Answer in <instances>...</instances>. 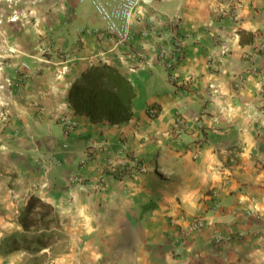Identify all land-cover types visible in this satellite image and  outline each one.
I'll list each match as a JSON object with an SVG mask.
<instances>
[{"label":"crops","instance_id":"1","mask_svg":"<svg viewBox=\"0 0 264 264\" xmlns=\"http://www.w3.org/2000/svg\"><path fill=\"white\" fill-rule=\"evenodd\" d=\"M14 13L24 16L12 21ZM138 14L132 39L116 47L96 32L104 24L91 1L0 0V31L8 35L1 72L19 82L3 91L0 106V241L23 231L33 194L54 207L50 229L72 240L40 252L43 261L25 250L0 252V264L256 260L251 238L264 230V0H154ZM179 37L184 53L172 82L161 51ZM42 45L68 60L41 56ZM102 62L134 85L129 121L93 122L69 102L73 83ZM66 117L79 122L71 135ZM111 155L147 170L120 176L105 167ZM196 218L205 225L192 228Z\"/></svg>","mask_w":264,"mask_h":264},{"label":"trees","instance_id":"2","mask_svg":"<svg viewBox=\"0 0 264 264\" xmlns=\"http://www.w3.org/2000/svg\"><path fill=\"white\" fill-rule=\"evenodd\" d=\"M135 97L131 80L117 66L106 62L86 68L71 86L68 96L76 114L88 116L93 122L110 124L124 123L132 118ZM54 220V207L39 196L31 195L20 217L23 231L6 235L0 241V252L7 255L25 250L39 256L43 250L52 249L60 239L56 230L50 229Z\"/></svg>","mask_w":264,"mask_h":264},{"label":"built area","instance_id":"3","mask_svg":"<svg viewBox=\"0 0 264 264\" xmlns=\"http://www.w3.org/2000/svg\"><path fill=\"white\" fill-rule=\"evenodd\" d=\"M12 2L13 0H7ZM80 2L85 1H91L94 5L95 11L101 21L104 24V29L99 30L97 29L96 32H99L100 34L105 35L109 40L113 41L115 43L116 47H123L126 44L130 42V40L133 37V27L135 25L136 20H140L141 17L138 14V10L140 6L142 5H152L154 0H79ZM40 2V0H31L32 4H37ZM234 8H224L219 7L217 8V12L220 13H233ZM30 14H33V11H29ZM139 15V16H138ZM18 16L14 15L11 17L12 21L18 20ZM0 23H2V20L0 19ZM183 40L182 37L177 38L173 41L170 48H163L161 51L162 59L164 64L167 66L168 69H170V80L172 82L177 81V77L172 73L176 65L181 61L184 53L183 48ZM49 48H45L46 52H48ZM54 50V49H51ZM51 50H49L51 52ZM227 53V46L223 45L221 54L225 55ZM57 57H65L67 54L63 50H55V53L53 54ZM68 60V55L65 59H63V62H66ZM216 60L215 57H211L210 61L213 63V61ZM61 61V60H60ZM3 70V65L0 62V106H6V101L3 100V91L5 89H8L9 87H12L13 85L19 84L18 81L12 80L9 77H6L1 72ZM264 92V88H263ZM148 113L151 117H155L158 115L159 110L157 107L150 106L148 108ZM63 122L65 125V134L71 135L75 133L78 129L79 122L77 119L73 118H63ZM94 149L96 147L92 146L86 149L85 155L86 157L91 156ZM41 159L42 164L45 161V158L43 155L39 157ZM51 167V162H49L48 165H45V171L48 172ZM105 167L109 168L111 172H116L118 175H123L124 173L128 171L133 172H144L147 170L146 165L143 164L141 161H131L128 162V160H122L118 159L117 156L111 155L107 158H105ZM70 182L76 183L80 185L81 187H84L86 185V178L82 175H72L70 177ZM205 225V220L202 218H196L192 223V228H199L203 227Z\"/></svg>","mask_w":264,"mask_h":264},{"label":"rangeland","instance_id":"4","mask_svg":"<svg viewBox=\"0 0 264 264\" xmlns=\"http://www.w3.org/2000/svg\"><path fill=\"white\" fill-rule=\"evenodd\" d=\"M42 0H40V2H41ZM39 3V2H38ZM37 3V4H38ZM32 5H34V4H32ZM36 5V4H35ZM34 8H35V6H33ZM34 10V9H33ZM24 13H22L21 15L20 14H17V13H14V15L16 16H18L19 18H18V20L17 21H20V18H22L24 15H23ZM31 14H30V12H29V15H27V17H26V19L28 20L29 19V22L28 23H30V22H32V17L30 16ZM21 16V17H20ZM23 28H24V26H22ZM44 35V34H43ZM43 35H41V41L42 40H44V37H43ZM7 33L6 32H3L2 30L0 31V41L2 40V39H6L7 38ZM48 44V43H47ZM44 45V44H43ZM42 45V47H41V49H38L39 50V52H40V54H41V56H47V55H50L49 53H52V54H54L55 53V50H51L50 48L47 50L48 52H46V50H45V46H43ZM49 50H51V52L49 51ZM10 53H13L12 52V50L10 49ZM36 58V57H35ZM64 59V57L62 58V59H60V60H63ZM22 65H20V67H21ZM18 68V67H17ZM263 219H264V215H263V217H262ZM258 234V236L257 237H259V238H257L256 239V236H255V238H251L253 241H252V243H251V245H253V247H255V249L256 250H258L257 251V253H256V255H255V258H256V260L255 261H253V259L251 258V259H245V263L246 264H264V230H263V232L262 233H257ZM253 235V233H248V236H252ZM260 237H262V238H260ZM62 239H60L61 240V242H60V240L55 244V247H56V249L57 250H60V249H65V248H67V247H70V245H71V242H72V240H71V238L69 237V238H65L64 236L63 237H61ZM38 261H43V260H45V256L44 255H39V256H37V258H36Z\"/></svg>","mask_w":264,"mask_h":264}]
</instances>
